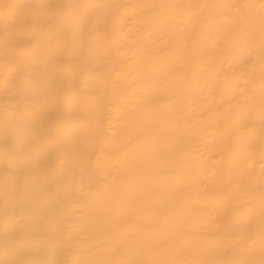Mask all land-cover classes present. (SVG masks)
Listing matches in <instances>:
<instances>
[{
    "label": "bare ground",
    "instance_id": "bare-ground-1",
    "mask_svg": "<svg viewBox=\"0 0 264 264\" xmlns=\"http://www.w3.org/2000/svg\"><path fill=\"white\" fill-rule=\"evenodd\" d=\"M3 261L261 264L264 0H0Z\"/></svg>",
    "mask_w": 264,
    "mask_h": 264
},
{
    "label": "snow or ice",
    "instance_id": "snow-or-ice-1",
    "mask_svg": "<svg viewBox=\"0 0 264 264\" xmlns=\"http://www.w3.org/2000/svg\"><path fill=\"white\" fill-rule=\"evenodd\" d=\"M5 7H8V6L5 5ZM0 264H22V262L3 261V262H0ZM261 264H264V261H262Z\"/></svg>",
    "mask_w": 264,
    "mask_h": 264
}]
</instances>
